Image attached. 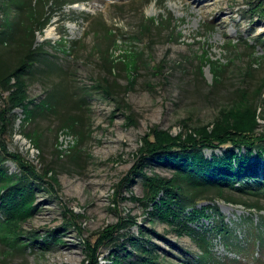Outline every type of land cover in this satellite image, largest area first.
Returning a JSON list of instances; mask_svg holds the SVG:
<instances>
[{
  "label": "rangeland",
  "instance_id": "374dc122",
  "mask_svg": "<svg viewBox=\"0 0 264 264\" xmlns=\"http://www.w3.org/2000/svg\"><path fill=\"white\" fill-rule=\"evenodd\" d=\"M254 2L82 0L54 11L49 24L36 33L44 59L34 65L25 85L28 100L39 106L47 100L52 107L44 106L29 121L17 106L11 112L13 125L0 133L1 155L5 145L39 174L50 169L48 183L36 187L32 215L18 226L9 223L21 245L10 247L13 235L0 231V264H83L85 244H94L106 226L118 222L124 226L118 243L139 235L140 226L155 230L160 236L150 234L160 264L196 261L203 255L202 239L210 257L215 256L211 264H264V189H256L264 175V155L258 150L252 154L259 164L249 190L235 189L237 182L220 195L208 194L195 206L205 215L179 234L171 223L150 214L153 202L143 179V174L167 179L174 170L148 162L149 155L141 153L151 129L171 137H196L198 128L211 129L223 112L245 114L249 107L255 132L264 134V0L260 12L250 10ZM14 18L13 7L0 3V20ZM150 18L163 20L167 29L153 28L151 36L134 39ZM110 65L116 66L107 73L105 66ZM8 95L2 93L0 109ZM72 120H77L75 126H61ZM223 150L205 147L203 153L211 159ZM2 166L9 174L20 172L11 157ZM220 216L240 248L216 232ZM254 237L263 240L253 242ZM114 250L124 258L119 263L113 262ZM98 254L99 264H128L135 258L125 259L115 243L100 246Z\"/></svg>",
  "mask_w": 264,
  "mask_h": 264
},
{
  "label": "trees",
  "instance_id": "16d2710c",
  "mask_svg": "<svg viewBox=\"0 0 264 264\" xmlns=\"http://www.w3.org/2000/svg\"><path fill=\"white\" fill-rule=\"evenodd\" d=\"M80 1L82 0H0L1 4L5 3L15 10L13 20H0V97L2 93L9 91V95L5 99L6 105L0 109V133H6L7 128L13 125L11 112L15 107H22L26 114L25 118L29 121L35 118L36 114L44 111L46 109L44 106L52 107L47 100H44L41 106L34 104L32 100H28L25 90L28 75H32L34 65L44 59L41 51L43 48L41 45H36V33L42 32L49 24L54 11ZM255 1L254 8L251 7L250 10L260 12L258 7L262 6L263 0ZM117 8L122 9L123 6H117ZM162 21L156 23L155 19H148L147 24L142 26V29L133 38L141 39L147 35L151 36L153 28L160 30L162 26L167 29ZM3 55H9L8 59L2 60ZM54 63L47 64L52 67ZM115 66H105V70L107 73H111ZM199 71L201 73L200 68ZM12 80H14L13 83H11ZM51 97H55L53 93ZM244 99L242 102L246 101V98ZM250 111L251 107L247 108L245 114H239L240 111L223 112L211 129L198 128L196 137L191 133L187 134L185 138L171 137L165 132L161 134L155 129H151L145 135L141 148L142 155H149L146 156L149 159L148 162L154 160L160 164L170 165L174 170L173 175L167 179L143 174L147 195L153 202L150 212L152 216L166 220L174 226L179 234H182L189 229V222L197 219L201 213L205 215L203 210H197L195 206L199 201L209 198L208 194L220 195L225 191L226 185L233 186L237 182L240 184L239 188H235L237 190L247 191L252 187L249 178L259 163L256 159L251 160V157L255 150H258L260 156L264 155V134L255 132L256 122ZM76 123L77 120H72L61 126L71 125L73 127ZM26 136L32 135L26 133ZM205 147H224L225 150L222 155H215L208 159L203 153ZM243 147L246 152L236 151ZM1 151L3 154L0 153V210L3 218L0 220V231H6L7 236L13 235L10 237L12 240L8 237L10 239L8 244L12 248H18L21 245L18 241L20 235L18 231H13L12 225L9 223L18 226L19 222L32 215L35 209V189L45 182L48 183L46 175L50 169L41 175L38 173L37 167L25 160L19 153L8 151L5 145ZM6 156L11 157L19 164V173L9 174L2 166ZM137 171L131 170L134 173L141 172ZM257 181L261 182V187L256 189L263 191L264 175ZM50 188H52L51 184ZM160 193L162 194L159 200H156ZM145 205L148 206L149 203ZM253 205L250 206L260 209L256 204ZM189 206L193 209L186 212ZM123 227L121 222L108 225L99 233L94 244L88 241L85 244L87 257L83 264H99L98 248L110 243L119 245L125 252V259L135 256L133 260L128 261V264H160L157 246L152 242L154 233L157 235L154 237L160 235L150 228L144 231L140 226L139 235H128L125 242L118 243V233ZM215 228L227 244L235 249L240 248L241 244L236 242L232 236V228L222 216L217 221ZM256 239L263 240L262 237H254L253 242ZM202 241L204 243V246L201 245L204 249L203 255L189 264H211L214 262L215 256L210 257V252L206 248V240L202 239ZM126 243L133 247L132 250H128V247L125 246ZM22 247L27 246L23 245ZM112 256L114 263H119L120 259H124L121 258L122 255H119L118 250H114ZM234 263L240 264L241 262L232 260L231 264Z\"/></svg>",
  "mask_w": 264,
  "mask_h": 264
}]
</instances>
